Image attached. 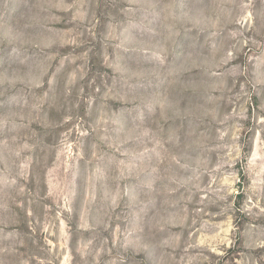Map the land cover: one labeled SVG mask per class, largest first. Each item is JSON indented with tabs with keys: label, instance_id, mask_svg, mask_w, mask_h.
<instances>
[{
	"label": "rangeland",
	"instance_id": "obj_1",
	"mask_svg": "<svg viewBox=\"0 0 264 264\" xmlns=\"http://www.w3.org/2000/svg\"><path fill=\"white\" fill-rule=\"evenodd\" d=\"M0 264H264V0H0Z\"/></svg>",
	"mask_w": 264,
	"mask_h": 264
}]
</instances>
